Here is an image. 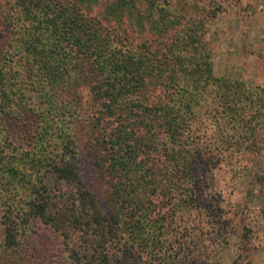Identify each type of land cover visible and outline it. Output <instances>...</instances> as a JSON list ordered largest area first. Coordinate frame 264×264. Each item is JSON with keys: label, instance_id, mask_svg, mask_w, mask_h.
Returning a JSON list of instances; mask_svg holds the SVG:
<instances>
[{"label": "trees", "instance_id": "obj_1", "mask_svg": "<svg viewBox=\"0 0 264 264\" xmlns=\"http://www.w3.org/2000/svg\"><path fill=\"white\" fill-rule=\"evenodd\" d=\"M0 1V264H205L230 221L198 211L264 137L261 89L212 72L227 0Z\"/></svg>", "mask_w": 264, "mask_h": 264}, {"label": "rangeland", "instance_id": "obj_2", "mask_svg": "<svg viewBox=\"0 0 264 264\" xmlns=\"http://www.w3.org/2000/svg\"><path fill=\"white\" fill-rule=\"evenodd\" d=\"M0 5H3L2 1ZM205 26L214 76L239 80L249 88L259 87L264 93V0H227L222 11L214 18L207 19ZM2 36L0 29V41ZM23 119L25 122L30 120L27 115ZM258 147L257 156L251 157L245 164L247 171L244 177L230 183L220 181L215 186L216 192L210 195V206L205 209L208 212L195 210L204 221H211V218L206 217L210 212L214 213L213 220L225 213L227 221H230L228 234L222 233L224 237L206 241L197 249L196 252L207 259L205 264H264L262 134L259 135ZM80 171L86 187L97 191L106 188V183H103L104 180H101L90 160H83ZM213 231L211 227L203 233H207L205 236L211 239L215 237ZM241 234L243 241V238L240 239ZM32 253L39 259L44 250L38 248ZM192 264L200 262L195 260Z\"/></svg>", "mask_w": 264, "mask_h": 264}]
</instances>
